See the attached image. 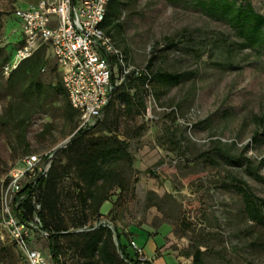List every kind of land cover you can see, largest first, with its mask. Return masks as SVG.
I'll list each match as a JSON object with an SVG mask.
<instances>
[{
	"label": "rangeland",
	"instance_id": "1",
	"mask_svg": "<svg viewBox=\"0 0 264 264\" xmlns=\"http://www.w3.org/2000/svg\"><path fill=\"white\" fill-rule=\"evenodd\" d=\"M34 1L0 0V264H21L22 256L3 224L10 173L27 155L63 150L81 130L80 118L75 124L65 115L67 98L52 90L60 75L50 53L40 86L25 68L9 78L1 74L22 38L17 12ZM230 1L264 16V0ZM203 2L120 0L113 40L130 66L142 69L156 55L155 71L185 77L173 87L156 83L154 120L128 115L115 103L116 134L130 144L134 162L121 165L125 189L115 188L100 219L90 224L102 222L122 233L143 264H194L198 249L206 264H264V249L254 245L264 235L247 221L232 184L240 179L264 199V181L255 176L264 178V41L246 46L228 18L210 13ZM25 117L22 139L16 122ZM90 133L106 135L102 125ZM56 160L65 162L63 154ZM77 180L73 172L62 188V214L71 232L77 231L71 221ZM35 241L52 255L47 240ZM62 259L85 262L72 250Z\"/></svg>",
	"mask_w": 264,
	"mask_h": 264
},
{
	"label": "trees",
	"instance_id": "2",
	"mask_svg": "<svg viewBox=\"0 0 264 264\" xmlns=\"http://www.w3.org/2000/svg\"><path fill=\"white\" fill-rule=\"evenodd\" d=\"M203 1V4L208 6L210 13L222 14L228 18L229 22L244 37L246 46L254 47L264 41V16L257 13L251 5H238L230 0ZM119 5L120 0H111L103 25L105 34L111 38L113 43V32L120 27L115 22L118 19ZM22 42V38H20L18 47ZM169 44L175 45L171 41ZM17 49L1 65L3 76H5L4 68L11 63ZM122 54L126 64L130 65L126 55L123 52ZM48 57V50L46 48L40 49L31 59L22 62L9 77L18 70L25 68L31 77L32 84L40 86L38 78L41 71H46ZM157 59L156 55L152 56L140 75H137L136 72L124 75L123 67L117 65L115 58H111L115 69L113 75L114 88L102 120L90 129L78 131L66 148L56 154L54 153L51 169L46 179L41 178L24 188L23 193L29 197L23 203L24 218L29 219L34 216L35 206L32 203V196L37 192V200L41 205L40 219L44 228L52 233L50 246L54 264H68L66 260L62 259V256L70 250L78 253L85 260L83 264H143L136 259L137 254L130 253L131 242L125 244L122 233L116 229L113 231L107 224H101L98 228L93 229L95 224H90V220L92 218L100 219L103 206L109 201L110 194L115 188H119L121 191L125 189L124 178L119 168L121 165L131 167L134 162L130 144L116 134L119 117L115 118V103L120 102L128 115L135 113L146 115L147 97L150 91L157 99L156 83L173 87L179 85L185 77L184 74L155 71ZM54 69L58 71L57 66ZM59 75L60 78L52 90L67 98L65 115L70 121L77 124L75 118L81 119V114L72 108L63 85L62 76L60 73ZM27 119L28 117L17 119L16 122L18 135L22 139L25 138L24 125ZM113 121L115 127L111 124ZM98 125H102L106 135L93 138L90 136V131ZM258 135L257 133L256 136ZM248 149L246 147V150ZM60 154H63L65 162L56 160ZM73 172L78 178L74 189L76 193L75 212L72 214L71 220L73 228L77 230L76 232L70 231L71 228L67 225L62 214L64 192L62 188H65L67 182L70 181ZM255 176L258 180L264 181V178L258 173H255ZM232 184L242 197L247 221L264 235V199L253 194L246 183L240 179L233 178ZM114 236L117 237L118 246L115 244ZM63 241L66 246H63ZM254 245L264 249V238L259 236L255 239ZM204 255L205 252L198 249L193 254L194 264H206ZM20 258L21 264H26L24 258L22 256Z\"/></svg>",
	"mask_w": 264,
	"mask_h": 264
},
{
	"label": "built area",
	"instance_id": "3",
	"mask_svg": "<svg viewBox=\"0 0 264 264\" xmlns=\"http://www.w3.org/2000/svg\"><path fill=\"white\" fill-rule=\"evenodd\" d=\"M110 2L42 0L17 12L23 42L11 63L4 68V75L9 77L22 62L46 48L62 76L72 108L81 114L80 129L91 128L101 121L110 102L115 70L111 58H115L117 65L123 67L124 75L131 72L140 75L144 71V68L127 65L122 52L105 34L103 25ZM154 108H157V99L150 91L147 97V119H155ZM53 157L54 153L45 156L27 155L22 167L13 169L9 176L3 224L26 264H54L53 254L49 256L34 245L40 237L48 241L51 250L52 233L44 228L40 219L41 205L37 200V192L32 196L34 216L26 219L23 215V203L29 199L23 193L24 188L41 178H47ZM101 224L105 225L97 223L93 229ZM132 245L138 248L134 242Z\"/></svg>",
	"mask_w": 264,
	"mask_h": 264
},
{
	"label": "water",
	"instance_id": "4",
	"mask_svg": "<svg viewBox=\"0 0 264 264\" xmlns=\"http://www.w3.org/2000/svg\"><path fill=\"white\" fill-rule=\"evenodd\" d=\"M111 96H112V93L110 95V98H111ZM71 141H72V139L67 141V142H65V144L63 146H61L60 148H66L71 143ZM116 245L118 246L117 237H116Z\"/></svg>",
	"mask_w": 264,
	"mask_h": 264
},
{
	"label": "crops",
	"instance_id": "5",
	"mask_svg": "<svg viewBox=\"0 0 264 264\" xmlns=\"http://www.w3.org/2000/svg\"><path fill=\"white\" fill-rule=\"evenodd\" d=\"M41 1H42V0H35L34 3H32V4L30 5V7H31V6H34V5H36V4H38V3L41 2Z\"/></svg>",
	"mask_w": 264,
	"mask_h": 264
}]
</instances>
